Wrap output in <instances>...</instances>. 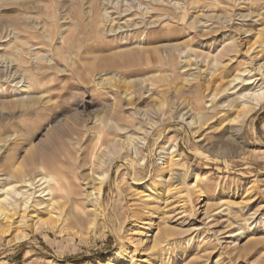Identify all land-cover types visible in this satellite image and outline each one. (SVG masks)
<instances>
[{"label":"rangeland","instance_id":"rangeland-1","mask_svg":"<svg viewBox=\"0 0 264 264\" xmlns=\"http://www.w3.org/2000/svg\"><path fill=\"white\" fill-rule=\"evenodd\" d=\"M245 31L264 45V0H0V178L43 165L73 191L110 171L100 217L76 210L82 223L61 233L0 239V264H124L115 250L136 220L168 250L144 263L127 244L129 264H264V104L237 138L231 126L191 129L177 111L207 112L198 86L210 67L181 53L202 41L216 52ZM244 51L215 69L214 88L252 65ZM146 132L138 154L126 148ZM176 141L174 168L193 170L194 205L179 182L157 179L162 147Z\"/></svg>","mask_w":264,"mask_h":264},{"label":"bare ground","instance_id":"bare-ground-1","mask_svg":"<svg viewBox=\"0 0 264 264\" xmlns=\"http://www.w3.org/2000/svg\"><path fill=\"white\" fill-rule=\"evenodd\" d=\"M249 36L250 33L247 31L242 32L240 37L236 36V38L230 40L225 39L224 36L221 38V44L216 52H214L207 41H202L197 48L191 49L192 55H187L188 53H184V51L183 53L180 52L188 63L196 61L199 65H205L206 68L207 66L210 68L207 71L201 70V73L209 71V80L202 81V78V82L199 81L200 86H198L204 95V102L202 101L203 109L207 112L195 113L196 110L194 111V108H184L181 104L177 108V111H183L180 114L179 122H186L187 126L198 131L204 127H208L211 130L223 126H231L229 129L230 133L235 138L241 136L246 121L264 104V59L260 55V51L264 48V45L259 47L250 45L247 39ZM242 46L245 50L244 52L252 56V65L243 71L241 75H235L236 77L232 80H228V85L222 87L221 90L214 88V79L212 80V78L215 77V73L219 71V67L227 69L226 67L229 64H233L237 49ZM189 66H192V64ZM188 67L186 71H188ZM197 67L201 68L199 66ZM215 69H217L216 72ZM199 94L201 93L199 92ZM95 123L100 124L101 118L97 117ZM149 135L150 133L146 132L142 138H138L137 136V138L127 141L125 143L127 145L126 148L130 149L134 154H138V141L142 145H146ZM109 146L108 152L112 155L120 150L119 145L116 143ZM178 148V141L162 147L160 158L162 162L157 179L165 183L172 182L173 185L179 182V185L185 188V193L188 198L187 202L189 201L194 205L193 188L195 183L190 181V179H193V170L189 167L186 169L174 168L183 160L181 155L178 154ZM113 166L114 163H111L109 170ZM40 170V174L34 176L29 172L31 176L20 170L19 181H14L13 177L6 179L0 178V239L4 240L5 247L16 243L27 242L33 234L39 232L49 231L61 233L67 225L74 224V222L82 223L83 219L76 213V210H80L84 215L90 213L95 217H100L104 185L109 180L110 171L100 173L97 177L98 183L91 184L83 179L81 189L69 191L57 177L43 172L46 171L45 166L42 165ZM165 172L168 173L167 180L164 177ZM3 181L9 182L5 183ZM152 184L150 185L152 186ZM160 187L156 186L153 189L154 194L159 192ZM150 198L151 195H148L147 199ZM147 199L145 198V200ZM221 213L222 210L217 211L213 217L219 216ZM103 216L101 214V218ZM207 218L209 219L210 216H207ZM93 221L95 220L93 219ZM139 223V220L134 222V235L128 241L122 242L115 250V255L123 259L124 264H129L126 255L129 248L127 244L133 248V256L138 253L141 258H145L144 263L147 261L146 259L156 257L157 255L161 259V253L168 250L166 242L163 243V235L161 232L157 231L154 237L149 239L147 234H143L141 224ZM12 235L13 237L8 239ZM190 239H193V237ZM232 243L228 245V248L234 251L236 244L232 245Z\"/></svg>","mask_w":264,"mask_h":264}]
</instances>
